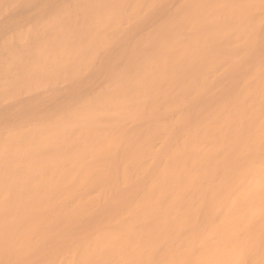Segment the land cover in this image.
<instances>
[{
	"label": "bare ground",
	"instance_id": "1",
	"mask_svg": "<svg viewBox=\"0 0 264 264\" xmlns=\"http://www.w3.org/2000/svg\"><path fill=\"white\" fill-rule=\"evenodd\" d=\"M0 33V264H264V0H0Z\"/></svg>",
	"mask_w": 264,
	"mask_h": 264
},
{
	"label": "rangeland",
	"instance_id": "2",
	"mask_svg": "<svg viewBox=\"0 0 264 264\" xmlns=\"http://www.w3.org/2000/svg\"><path fill=\"white\" fill-rule=\"evenodd\" d=\"M36 19H37V14H35V13H31V14H29V15L23 20V24L34 25V24L36 23ZM1 20H3V19L1 18ZM4 32H5V31H4ZM4 32H2V34H3ZM0 34H1V33H0ZM4 34H5V33H4ZM4 34H3V36H4ZM0 37H2V35H1ZM1 40H2V38H1Z\"/></svg>",
	"mask_w": 264,
	"mask_h": 264
}]
</instances>
